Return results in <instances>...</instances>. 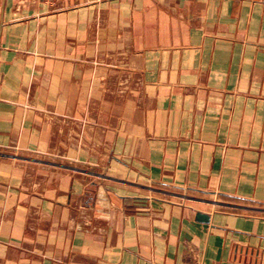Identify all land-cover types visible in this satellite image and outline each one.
Returning <instances> with one entry per match:
<instances>
[{"label":"crops","instance_id":"1","mask_svg":"<svg viewBox=\"0 0 264 264\" xmlns=\"http://www.w3.org/2000/svg\"><path fill=\"white\" fill-rule=\"evenodd\" d=\"M0 264H264V0H0Z\"/></svg>","mask_w":264,"mask_h":264},{"label":"built area","instance_id":"2","mask_svg":"<svg viewBox=\"0 0 264 264\" xmlns=\"http://www.w3.org/2000/svg\"><path fill=\"white\" fill-rule=\"evenodd\" d=\"M40 1H46V2L51 3V2H54L55 0H40Z\"/></svg>","mask_w":264,"mask_h":264}]
</instances>
